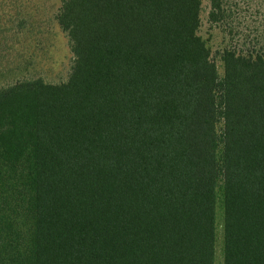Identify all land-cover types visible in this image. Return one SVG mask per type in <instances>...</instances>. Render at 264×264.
<instances>
[{
	"label": "trees",
	"instance_id": "obj_1",
	"mask_svg": "<svg viewBox=\"0 0 264 264\" xmlns=\"http://www.w3.org/2000/svg\"><path fill=\"white\" fill-rule=\"evenodd\" d=\"M201 5L61 0L66 80L0 87V264H214L217 207L223 264H264V53L220 77Z\"/></svg>",
	"mask_w": 264,
	"mask_h": 264
},
{
	"label": "rangeland",
	"instance_id": "obj_2",
	"mask_svg": "<svg viewBox=\"0 0 264 264\" xmlns=\"http://www.w3.org/2000/svg\"><path fill=\"white\" fill-rule=\"evenodd\" d=\"M201 1L198 34L207 43L220 77L219 55L224 49L264 53V0H228L217 22L209 19V0ZM60 4L61 0H0V87L27 77H41L47 83L66 80L72 54L55 21ZM216 216L214 264H223L219 207Z\"/></svg>",
	"mask_w": 264,
	"mask_h": 264
}]
</instances>
